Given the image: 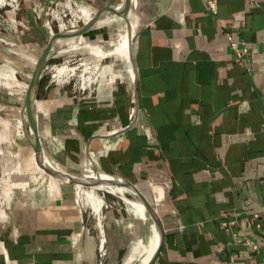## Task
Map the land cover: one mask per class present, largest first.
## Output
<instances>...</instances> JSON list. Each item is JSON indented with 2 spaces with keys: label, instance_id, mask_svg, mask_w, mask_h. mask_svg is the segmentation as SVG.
Here are the masks:
<instances>
[{
  "label": "crops",
  "instance_id": "crops-1",
  "mask_svg": "<svg viewBox=\"0 0 264 264\" xmlns=\"http://www.w3.org/2000/svg\"><path fill=\"white\" fill-rule=\"evenodd\" d=\"M76 1L97 12L109 2ZM135 1L148 17L130 62L115 61L119 82L83 106L59 87L40 95L48 85H39L43 151L70 174L122 176L154 201L165 228L155 264H264V0H218L216 12L207 0H168L162 12L163 0ZM116 17L128 29L129 16L113 10L76 38L109 41L121 22L108 18ZM233 41L247 49L243 60ZM5 135L0 143L10 141ZM0 165L10 174L0 264H99L100 228L94 210L77 203L76 183L52 192L46 177H10L12 166ZM115 200L102 216L106 264L125 262L145 219ZM153 236L151 226L146 243Z\"/></svg>",
  "mask_w": 264,
  "mask_h": 264
},
{
  "label": "rangeland",
  "instance_id": "rangeland-1",
  "mask_svg": "<svg viewBox=\"0 0 264 264\" xmlns=\"http://www.w3.org/2000/svg\"><path fill=\"white\" fill-rule=\"evenodd\" d=\"M6 1L3 5H0V70L3 68L4 70L11 69V67L14 68L17 72V78L22 85L12 88V90L0 85V132L4 135L9 134L10 136L9 142L0 143V163L6 162L9 166H12V170L15 173H12L10 177H16L18 176L17 173L24 172L25 164L21 162L29 160L30 156L35 152L28 140V120H24L26 92L32 79L37 60L47 47L52 35L61 30L59 26L60 21L55 18V15H59L61 20L67 24V29L79 28L84 25V22L80 20L76 26L71 25L74 20L73 8L80 7L76 0ZM68 3L72 5V9L68 7ZM93 10L95 14L97 11L95 9ZM147 17V6L143 5L139 20L140 26L146 23ZM108 19L109 22L118 20L121 22L110 40L120 36L124 30L127 32L126 18L116 17L115 20L114 18ZM41 26L45 27L47 38L43 34L41 35ZM52 29L54 31L53 34L51 33ZM76 37L68 36L56 41L53 48L54 58L45 66L40 80L42 88L45 85H48V87L46 90L41 89L40 95L46 96L49 94L46 92H51L52 89L59 87L69 96V100L73 98L76 104L80 102V106H83L84 103L91 104L100 89L109 87L112 84L109 81L119 82L122 75H124L121 66L116 64V59H122L124 64L126 62L129 63L130 60L127 54H116L109 57L106 56L105 58L102 56L101 51L98 50L93 53H85L81 50L67 51L68 46L79 43L103 46L107 45L108 42L97 44ZM64 67L75 68V71L69 79H66L68 81L61 84L57 81V74ZM38 91L36 109L38 106L37 103L39 102ZM20 131H25V134L20 133ZM29 169L36 170L32 164H30ZM5 171V169L0 168V220L4 218L6 213L3 205L4 187L6 188L4 181L10 175L5 176ZM59 182L61 183V181ZM70 187L74 192L77 203L81 207H86V210L89 212L92 209L94 210L98 227L102 231V216L106 214L104 211L106 204H114L115 201L117 202L115 200L117 199L115 194H121L100 189H91L90 186L85 187L86 191L77 183ZM123 196L125 197L120 198L121 202L126 205H133L134 209L136 207L139 208V205L136 204L135 198L130 192H124ZM100 198L103 200L102 204L98 206L93 205L91 200L94 199L96 201ZM125 198L127 202H125ZM150 202L155 206L154 201L150 200ZM144 218L142 220L144 224L139 227L138 237L144 234V241L146 243V240L149 238L151 224L146 216ZM108 259L109 254L104 264L107 263ZM118 264H124V260H121ZM134 264H139V262L137 261Z\"/></svg>",
  "mask_w": 264,
  "mask_h": 264
},
{
  "label": "bare ground",
  "instance_id": "bare-ground-1",
  "mask_svg": "<svg viewBox=\"0 0 264 264\" xmlns=\"http://www.w3.org/2000/svg\"><path fill=\"white\" fill-rule=\"evenodd\" d=\"M5 1L6 0H0V5L1 4L3 5L5 3ZM11 1H13V0H11ZM134 3H136V1ZM10 4H12V3H10ZM67 5L69 8L72 7V5L70 3H68ZM73 14H74V20L71 23L72 26H76L80 20H82L84 22V24H86L95 17L94 10L89 8V7L83 6V5H80V7L76 8V9L73 8ZM128 16H129V23H128L127 32L122 33L120 36L108 41L107 45L97 46V45H90L88 43H81V44L79 43V44H75L72 46H68L67 51L81 50L85 53L86 52L93 53V52L98 50V51H103V53L105 52L109 55H116V54H122V53H124V54L127 53L129 55H132V53L134 51V46H133L134 45V36L136 35V33L138 32V30L141 27L140 23H139V20L141 18V10H140L139 6H137V4L133 5V8L128 13ZM55 18H57V20L60 21L59 22V26L61 29L60 31H66V29L68 27L67 24H65L61 20L59 15L56 14ZM52 32H54L53 29H52ZM74 71H75V68L64 67V68L60 69L59 73L57 74L58 83L62 84L64 82L68 81L66 79L67 78L69 79V77L74 74ZM0 85H3L4 87H7V88L12 90V88L18 87L22 84L19 82V80L17 78L16 70L11 67V69H8V70H4V68L0 70ZM24 118H25L24 120H28V133H27V135H28V137H31L32 134L29 130L30 118H29V113H28V104L26 103V100H25ZM20 133L25 134V131H20ZM44 158L46 159L47 163L50 164L53 168H55L58 171H61L63 173L70 174L61 165L56 163L50 156H48L45 152H44ZM30 164H32L35 167V169H36L35 171L29 169ZM23 173H29V174H33V175L37 174L40 177H46L47 178V181H46L47 186H49V189L52 192L57 191V188L59 187L60 182L57 180V178H55L54 176L49 174V172H47L40 165V162H39L35 152L30 156L29 160H27V162H25V167H24ZM80 176L86 177L87 179L94 181V182H91L89 185L91 189H100V190L119 193V194H121L119 196H121L122 198L125 197V196H123V193L127 192V191L133 195V197L135 198L136 204L139 205V209H140L143 217L146 216L149 219L150 224L152 226V231H153L154 236H153V239L151 240L150 244L145 243L143 236H139L137 239H135L134 243H133V249L131 251V254L126 258L124 264H134L137 261L139 262V264H145L153 255V252L156 249L157 240H158L155 222H154L152 216L150 215V213L148 212L145 204L137 197V195L134 193V191L127 188L124 185V181L118 177L105 175L104 173L98 172L97 170H94L93 173L84 174V175H80ZM77 184L86 190V188H85L86 185H83L82 183H77ZM57 193H59V192H57ZM145 197L147 198L146 195H145ZM101 198L96 200V201L93 199V200H91V202L93 203V205H97V206L101 205L103 202V200ZM125 201H127L126 198H125ZM149 202H150V200H149ZM103 229H104V227L102 226V231H103Z\"/></svg>",
  "mask_w": 264,
  "mask_h": 264
},
{
  "label": "water",
  "instance_id": "water-1",
  "mask_svg": "<svg viewBox=\"0 0 264 264\" xmlns=\"http://www.w3.org/2000/svg\"><path fill=\"white\" fill-rule=\"evenodd\" d=\"M168 0H163V4L160 5V11L162 12L164 10V3L167 4ZM133 8V0H124L122 4H116L113 3L112 0H109L108 4L102 8L100 11H98L95 15V17L89 21L88 23L84 24L83 26L79 28L74 29H68L66 31H58L57 33L53 34L50 38L47 47L44 49L43 53L37 60L36 66L34 68L33 76L30 81L29 87L26 92V103L28 104V113L30 118L29 123V130L32 134L31 137H28V140L35 150V153L37 155V158L40 162V165L49 172L52 176L57 178L61 182L65 183H82L83 185L89 186L91 182H94L90 179H87L86 177H81L80 175H73V174H67L63 173L61 171H58L57 169L53 168L50 164L47 163L46 159L44 158V151L41 143L40 133H39V126H38V119H37V113H36V97H37V90L40 84V80L43 75V71L45 66L48 64L49 61H51L53 56V48L57 40L60 38L68 37V36H79L83 35L86 31H88L105 13L113 10H117L121 13H124L126 16ZM142 25L138 31H140L143 27ZM40 31L42 34L47 38L46 35V29L44 26L40 27ZM137 34V33H136ZM136 36V35H135ZM134 36V38H135ZM135 71H136V77L133 81V87L135 91V102L138 101L137 99V66L135 65ZM98 172H101L100 170H97ZM103 173V172H101ZM105 175L114 176L122 179L124 181V185L133 190L134 193L137 195V197L145 204L148 212L152 216L157 230V246L155 251L153 252V255L151 258L145 263V264H155L158 260L164 241H165V228L163 225V221L157 211V209L149 202V200L145 197V195L141 192V190L138 188V186L135 183H132L128 179L114 175V174H108L104 173ZM117 197L122 198L118 194H115Z\"/></svg>",
  "mask_w": 264,
  "mask_h": 264
},
{
  "label": "built area",
  "instance_id": "built-area-1",
  "mask_svg": "<svg viewBox=\"0 0 264 264\" xmlns=\"http://www.w3.org/2000/svg\"><path fill=\"white\" fill-rule=\"evenodd\" d=\"M207 1H208L209 7L213 11L216 12L218 0H207ZM51 33L53 34L52 30H51ZM231 46L235 50L237 56L243 60L247 53V49L246 48L241 49L238 43L235 41L231 42ZM245 210L247 213L253 214L255 216L259 215V211L255 209V207L250 201H246ZM108 254H109L108 239H107L105 230L103 229V231L100 230V233H99V246H98L99 264H104L106 258L108 257Z\"/></svg>",
  "mask_w": 264,
  "mask_h": 264
}]
</instances>
